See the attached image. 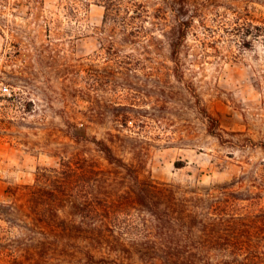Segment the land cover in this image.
<instances>
[{"label":"trees","instance_id":"obj_1","mask_svg":"<svg viewBox=\"0 0 264 264\" xmlns=\"http://www.w3.org/2000/svg\"><path fill=\"white\" fill-rule=\"evenodd\" d=\"M188 1H103L97 55L107 65L101 71L87 69L82 86L71 79L65 90L67 97L90 102L81 111L83 122L67 109L54 111L61 124H51L48 135L59 142L51 150L59 157V166L38 168L33 184L17 186L8 203L0 202V220L17 231L10 243L0 239L1 261L264 264V196L260 189H243L237 179L204 189L184 188L156 181L148 174L151 142L170 141L179 134L172 118L177 116L173 102L178 92L172 90L170 80L155 72L156 67L148 65L156 54L166 51L165 57L173 64L168 72L192 97L194 114L207 134L224 141L220 119L184 77L182 55L191 48L189 33L195 34L191 29L195 15L189 12ZM20 4L0 0V14ZM25 5V16L50 37L43 0H28ZM152 29L160 38L151 34ZM14 46L18 55H26L20 42ZM74 71L69 67L67 73L74 75ZM147 82L155 89H170L142 94L154 96L163 106L133 103L144 100L139 89ZM118 89L129 90L133 102L109 103ZM36 111L27 108V112ZM11 122L1 119L6 128ZM95 127L103 128L100 135L88 131ZM5 135L0 132V137Z\"/></svg>","mask_w":264,"mask_h":264},{"label":"rangeland","instance_id":"obj_2","mask_svg":"<svg viewBox=\"0 0 264 264\" xmlns=\"http://www.w3.org/2000/svg\"><path fill=\"white\" fill-rule=\"evenodd\" d=\"M15 1L9 0L10 5ZM19 1L20 6L0 14V132L6 133L0 137V202L6 203L17 186L34 183L38 168L59 166V157L51 151L59 142L48 135L51 124H61L54 111L67 109L83 122L81 111L90 102L67 97L65 90L71 79L82 86L87 69L101 71L107 65L97 55L104 0H43L50 37L25 16L28 0ZM188 8L195 15L191 29L196 35L189 33L191 48L182 55L184 77L220 119L224 141L207 134L194 114L192 97L168 72L173 64L166 51L156 54L148 65L178 92L173 102L177 116L172 118L179 134L170 141L151 142L148 174L156 181L200 189L237 179L243 189H260L264 196V0H189ZM151 32L158 36L155 29ZM16 42L25 56L17 54ZM69 67L76 70L74 75L67 73ZM139 90L140 96L170 91L155 89L151 82ZM142 97L146 102H133L129 90L118 89L109 103L164 105L154 96ZM27 108L37 111L30 113ZM1 119L11 120L10 128ZM88 131L100 135L103 128ZM16 234L0 220L3 243H10ZM0 264L6 263L0 259Z\"/></svg>","mask_w":264,"mask_h":264}]
</instances>
